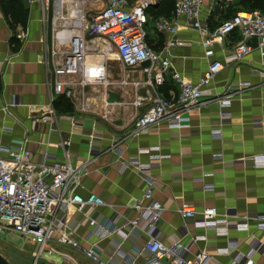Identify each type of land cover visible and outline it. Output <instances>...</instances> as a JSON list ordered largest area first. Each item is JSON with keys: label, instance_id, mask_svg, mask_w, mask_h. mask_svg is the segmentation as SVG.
<instances>
[{"label": "crops", "instance_id": "0c3cea01", "mask_svg": "<svg viewBox=\"0 0 264 264\" xmlns=\"http://www.w3.org/2000/svg\"><path fill=\"white\" fill-rule=\"evenodd\" d=\"M19 1L23 6L7 2L4 11L0 0V145H18L27 138L33 160L41 162L45 157V162L52 164L65 160L67 146L63 141L70 138L75 151L71 164L88 172L82 194L91 191L102 196L108 203L102 208L105 216L110 217L115 209L129 219L136 216L134 204L143 194L145 180L135 170H123L121 158L137 157L151 165L156 177L154 198L164 207L156 230L163 239L197 237L193 250L205 249L211 257L210 264H236L234 254L228 253L229 239H237V251L241 252L264 245V230L258 227L264 218V78L257 73L260 56L255 49L241 63L227 64L202 88L200 105L184 113L188 126L178 130L160 123L135 135L134 119L148 104L139 106L136 101L150 93L143 83L133 84L144 80L140 69L118 73L113 54L107 53L105 44L96 40L92 43L85 35L83 73L55 75L54 67L62 61L63 53L73 49V38L83 36L79 24L82 12L72 3L65 7L64 0H51L48 8L42 0ZM221 4L204 9L211 29L224 20L218 19ZM66 8L74 12L65 14ZM25 14L26 28L16 23V18L22 20ZM61 33L63 37L70 35L66 44L61 42ZM148 36L152 49L164 55L170 35L151 28ZM175 36L186 44L170 49L173 68L166 74L165 83L157 88L172 103L180 94L171 75L173 69L197 83L208 66L199 33L186 27L182 18ZM238 39L236 31L225 39L223 47L215 45L214 57L224 60ZM249 43L255 46L256 40L250 39ZM240 80L249 81L250 87L233 93L229 103L221 105L218 98L223 96L226 85ZM56 81L72 83L73 95L60 94L63 99L57 101L53 90ZM14 101L20 104L10 107ZM221 112L229 113L230 119L215 134L214 124ZM103 113H108V120L101 118ZM255 121L259 124L253 125ZM94 123L103 128V140L100 153L89 159L90 145L84 131ZM183 204L193 205L197 211L215 207L214 226L199 225V214L182 217L179 209ZM79 234L82 239L91 235L84 228L79 229ZM146 238L141 231L127 240L122 233L114 234L99 241V245L107 254L123 242L122 251L128 255L132 248H140ZM57 247L73 257L76 264L78 257L90 261L70 245ZM254 260L264 264V246ZM144 261L145 257L139 255L135 264Z\"/></svg>", "mask_w": 264, "mask_h": 264}, {"label": "built area", "instance_id": "2783aa9c", "mask_svg": "<svg viewBox=\"0 0 264 264\" xmlns=\"http://www.w3.org/2000/svg\"><path fill=\"white\" fill-rule=\"evenodd\" d=\"M33 2L34 0H26ZM51 0H42L48 8ZM100 9L89 16L83 13L79 24L83 33L81 37L73 38L72 51H65L63 59L54 67L55 75H78L84 71V36L92 43L101 41L106 46L107 53L113 54L125 73L140 69L144 75L143 81H134V85L142 83L149 89V94L139 98L136 104L142 106L148 102L143 113L134 119L133 134H139L152 126L166 123L169 128L182 129L186 126L185 114L198 107L203 95L202 88L213 81L227 64L241 63L254 49L259 53L257 73L264 78V14L262 11L240 10L224 19L214 29L206 22L204 9L211 10L215 4L225 3L227 6L235 0H175L174 10L170 16H158L154 20V28L158 32L168 33L164 55L157 53L147 42L149 22L148 9L159 3V0H101ZM74 5V4H73ZM184 19L185 26L197 31L204 56L208 61L207 70L197 83L187 80L181 73L172 71V78L179 87V97L175 103L162 96L157 88L165 83V76L173 68L169 51L171 48L184 46L186 42L176 37L178 20ZM87 20V22H86ZM239 33V39L231 48L224 60L215 58L214 46L223 47L225 39L234 32ZM61 36V34H60ZM62 37V36H61ZM256 40V45L249 43ZM70 35L62 39L66 44ZM79 45V46H78ZM148 61L149 66L142 63ZM127 83L126 80L122 81ZM84 84L83 81L80 82ZM72 83L56 81L54 94L71 97ZM250 87L249 81L240 80L236 84H227L218 101L221 105L229 103L233 93L243 92ZM53 99V97H52ZM51 99V100H52ZM12 102L10 107L18 106ZM108 106V103L105 104ZM7 106L3 108L7 112ZM51 113H54L52 109ZM108 120V113L101 115ZM230 119L229 113L221 112V117L215 123L213 133H219V127ZM73 123H77L73 121ZM254 124H259L255 121ZM83 126V125H82ZM90 145V156L96 158L101 151L103 128L97 123L84 131ZM214 134V135H215ZM28 139L18 145H0V228L14 230L39 244V258L43 252L58 255L63 264L75 259L62 252L57 245H70L80 250L83 255L95 264H135L139 255L145 257L143 264H210L211 257L205 249L193 250L198 242L195 236L184 235L179 239H163L156 230V224L162 218L164 207L154 198L156 177L149 163H143L137 157L122 159L123 170L132 169L141 174L145 180L143 194L134 204L136 216L129 219L113 209L110 217L105 216L102 208L108 203L102 196L85 189L83 179L88 172L82 166H73L70 162L75 151L71 149L70 138L63 141L67 146L65 160H55L52 164L33 160L27 147ZM119 155H122L120 151ZM182 217L200 215V223L204 227L215 224L217 210L215 207H205L199 211L193 206L183 204L179 209ZM264 230V218L258 223ZM88 229L89 237L80 238L79 229ZM156 230V231H155ZM138 231L146 233V240L140 248H132L130 254L122 251L123 242L118 243L110 253L104 254L99 241L114 234H123L125 240L135 238ZM154 232V233H152ZM96 237V240H91ZM88 243V244H86ZM228 253L234 254L236 264H258L254 260L256 254H261L263 244L250 247L246 252L237 251V239L228 240Z\"/></svg>", "mask_w": 264, "mask_h": 264}, {"label": "rangeland", "instance_id": "374dc122", "mask_svg": "<svg viewBox=\"0 0 264 264\" xmlns=\"http://www.w3.org/2000/svg\"><path fill=\"white\" fill-rule=\"evenodd\" d=\"M58 2H61V0H56ZM65 7L73 5L76 10H80L83 13H85L86 17L89 19L88 15L90 13H94L100 9L102 6L101 0H64ZM221 4V3H220ZM233 2L230 3L228 6L225 3H222L220 6V15L219 20L225 19L228 15H232L233 12ZM77 5V6H75ZM69 8V7H68ZM66 8L64 10L65 14H71L74 12V10ZM258 9V8H257ZM258 10L262 11L264 14V9L259 8ZM66 16V15H65ZM52 17V15H50ZM154 20L155 18L153 16H149V22L147 24V30L148 32L151 30V28H154ZM61 22L60 24H62ZM59 26L61 27V25ZM149 37V36H148ZM113 66L114 69L118 73H122L124 71L122 69V66L120 65L119 61L114 57L113 58ZM57 101L60 99H63V96L56 95ZM39 244L35 241H33L32 237H27L25 235H22L14 230H9L3 228L1 231L0 228V253L11 263L13 264H55V263H61L62 259L55 255L48 252H43L42 255L39 258H36L35 254L38 252ZM50 259L51 261H54L55 263H52L46 259ZM79 264H93L92 262L88 261L87 259H82L81 257H78ZM63 264H74V263H63Z\"/></svg>", "mask_w": 264, "mask_h": 264}, {"label": "trees", "instance_id": "16d2710c", "mask_svg": "<svg viewBox=\"0 0 264 264\" xmlns=\"http://www.w3.org/2000/svg\"><path fill=\"white\" fill-rule=\"evenodd\" d=\"M11 2L15 5L23 6L22 2L19 0H1V6L4 11H6V3ZM233 14L240 10H255L259 8L264 9V0H235L233 2ZM175 0H159V3L155 6H152L148 9V16H153L154 18L158 16H170L174 10ZM25 13H28V9H25ZM8 14V13H7ZM230 15V16H232ZM229 15L226 17H230ZM26 20L27 14H25L24 18L20 20L16 18V23H22V26L26 28ZM20 45V40L17 39V46Z\"/></svg>", "mask_w": 264, "mask_h": 264}, {"label": "water", "instance_id": "95a60500", "mask_svg": "<svg viewBox=\"0 0 264 264\" xmlns=\"http://www.w3.org/2000/svg\"><path fill=\"white\" fill-rule=\"evenodd\" d=\"M143 67H147L149 66V62L145 61L142 63ZM0 264H13L11 262H9L1 253H0Z\"/></svg>", "mask_w": 264, "mask_h": 264}, {"label": "bare ground", "instance_id": "6f19581e", "mask_svg": "<svg viewBox=\"0 0 264 264\" xmlns=\"http://www.w3.org/2000/svg\"><path fill=\"white\" fill-rule=\"evenodd\" d=\"M81 16H82V15H80L79 19H81ZM61 36L63 37L62 33H61ZM67 36H68V33H67V35H65L63 38H65V37H67ZM78 46H79V45H78Z\"/></svg>", "mask_w": 264, "mask_h": 264}]
</instances>
